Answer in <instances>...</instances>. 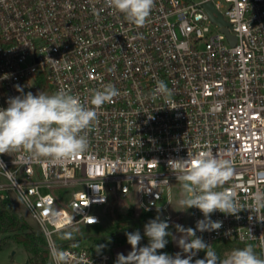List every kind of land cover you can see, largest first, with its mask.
Here are the masks:
<instances>
[{
    "label": "built area",
    "instance_id": "built-area-1",
    "mask_svg": "<svg viewBox=\"0 0 264 264\" xmlns=\"http://www.w3.org/2000/svg\"><path fill=\"white\" fill-rule=\"evenodd\" d=\"M159 81L172 90L171 103L153 97ZM107 84L119 95L97 109L86 153L57 165L0 154L8 181L1 198L19 194L53 264L57 251L65 264H112L110 252L76 237L57 243L65 231L101 224L112 198H135L141 211L170 220L176 176L168 161L188 151L230 158L236 174L224 188H235L241 204L264 190V0H155L142 27L105 0H0V108L21 95L16 85L34 95L66 90L93 107V91ZM255 215L264 218L216 211L211 220L222 226L196 236L212 249L251 244L264 258V221ZM191 218L193 229L204 219L195 207Z\"/></svg>",
    "mask_w": 264,
    "mask_h": 264
},
{
    "label": "clouds",
    "instance_id": "clouds-1",
    "mask_svg": "<svg viewBox=\"0 0 264 264\" xmlns=\"http://www.w3.org/2000/svg\"><path fill=\"white\" fill-rule=\"evenodd\" d=\"M105 3L109 9L123 14L130 24L142 27L155 0H105ZM15 87L21 95L10 97L7 108H0V154L24 152L31 159L50 165L62 164L89 150L87 130L98 118L97 109L119 95L114 85L107 84L102 90L93 91L90 99L93 107H89L66 90L50 95L40 91L34 95L32 92L25 94L19 85ZM152 95L164 97L171 103L172 90L164 81L157 83ZM0 166H4L2 161ZM168 166L181 185L178 204L185 210L195 207L204 217L197 221L195 229L176 225L182 233L178 247L187 255L182 258L180 252L174 256L158 252L166 247V237L171 233L167 231L169 223L157 216L144 226V235L149 239L147 246L138 247L142 239L138 230L125 233L132 250L126 256L118 253L115 264H192L199 251H205L206 256L196 259L194 264H264V258L251 244L234 248L221 258L211 245L196 236V231H214L222 226V222L211 220V214L216 211L237 218L244 209L264 215V190L252 194L250 206L241 204L235 188H224L236 174L232 160L212 150L188 151L186 159H170ZM162 182L168 183L167 179ZM258 220L264 221V218ZM96 222V218L90 217L88 224ZM64 238L72 239V233H65ZM54 258L56 264H65L68 260L64 251H57Z\"/></svg>",
    "mask_w": 264,
    "mask_h": 264
},
{
    "label": "rangeland",
    "instance_id": "rangeland-1",
    "mask_svg": "<svg viewBox=\"0 0 264 264\" xmlns=\"http://www.w3.org/2000/svg\"><path fill=\"white\" fill-rule=\"evenodd\" d=\"M7 182V179L0 177V183ZM3 193L6 195L5 200L10 202L14 206L18 215L24 218L35 231L40 232L39 224L34 219L19 194L12 189H9L8 191ZM170 193L171 204L169 206V213L171 214L172 218L170 220H167L164 217H161V219L166 220L169 223V226L172 228L171 244L173 249L169 250L167 244L164 250L167 251L169 255L173 256L177 252H180L182 254V258H184L187 254H184L182 249L179 248L177 244V241L182 236V233L177 230L176 225H182L184 226V228H193L191 208L185 210L182 209L181 206L178 204V200L181 198V185L180 182L177 181L176 177H173L171 179ZM132 200V203L129 202V200L127 199L116 200L118 208L115 209L113 205H110L107 211L104 213L103 222L101 224L82 226L79 230L73 229L70 231H65L58 236V239L70 240L65 239L64 235L67 232H71L73 238H81V245L95 246L97 249H102L110 252L113 256L112 264H115L118 253H122L126 256L132 250L131 245L124 239V236H126L125 233L129 232L130 229L136 231L135 228L130 225L123 226L121 222L125 220V215L130 213V218H139L146 213L138 208L139 206L135 198H133ZM118 213H120L122 217H119ZM10 236L12 235L0 232V264H26L29 258V253L24 249L21 244L16 242L14 239L10 238ZM142 246L147 245H138V247ZM254 247L255 252L260 255L259 248L256 246ZM232 249L234 248L224 247L222 248L221 252V246L219 244H217L213 248V250L221 258H223L225 254L229 253ZM199 255H206V252L199 251L196 256L193 257V260L197 259ZM48 262L49 264H53L51 258H49Z\"/></svg>",
    "mask_w": 264,
    "mask_h": 264
},
{
    "label": "trees",
    "instance_id": "trees-1",
    "mask_svg": "<svg viewBox=\"0 0 264 264\" xmlns=\"http://www.w3.org/2000/svg\"><path fill=\"white\" fill-rule=\"evenodd\" d=\"M112 205L115 209L118 208L117 201L115 198H112ZM130 215V213L126 214V218H124L125 220H123L121 223L123 224V226L130 225L134 227L136 231L138 230L140 232L142 239L139 245H148L149 239L147 236L144 235V226L146 223H148V221L157 218L158 215L149 212H146L143 216L139 218H130ZM118 216L122 217L120 213H118ZM159 218L161 219L160 216ZM171 230L172 228L169 226V229L167 231L171 233ZM0 232L12 235L10 236V238L14 239L16 242L21 244L24 249L29 253V258L26 264H49L48 261L50 258V251L44 234L41 232V230L40 232L35 231L24 218L18 215L14 206L3 198H1L0 209ZM129 232L135 231L133 229H130ZM80 239L74 240V243L79 244ZM124 239L127 241L126 236H124ZM166 239L168 240V249L172 250L173 248L171 244V235L166 237ZM57 243L61 246L69 245L71 244V240L57 239ZM220 246L222 252V248L224 247L243 248L246 245L225 243L221 244ZM158 251L160 253H167V251H165L164 249ZM205 256L206 255H199L197 259H203ZM195 260H193L192 264H194Z\"/></svg>",
    "mask_w": 264,
    "mask_h": 264
},
{
    "label": "water",
    "instance_id": "water-1",
    "mask_svg": "<svg viewBox=\"0 0 264 264\" xmlns=\"http://www.w3.org/2000/svg\"><path fill=\"white\" fill-rule=\"evenodd\" d=\"M207 7L210 11V13L212 14L214 12V8L212 6V4L208 3L207 4ZM214 17V16H213ZM214 19H216L217 21L221 22V23H224V20H223V17L221 15L217 16V17H214ZM227 31V30H226Z\"/></svg>",
    "mask_w": 264,
    "mask_h": 264
}]
</instances>
